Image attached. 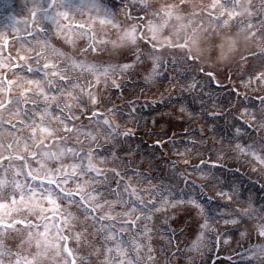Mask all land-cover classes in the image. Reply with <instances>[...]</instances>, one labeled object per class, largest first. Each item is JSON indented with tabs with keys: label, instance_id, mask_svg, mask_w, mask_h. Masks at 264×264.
Segmentation results:
<instances>
[{
	"label": "snow or ice",
	"instance_id": "6c2138e0",
	"mask_svg": "<svg viewBox=\"0 0 264 264\" xmlns=\"http://www.w3.org/2000/svg\"><path fill=\"white\" fill-rule=\"evenodd\" d=\"M29 2L31 6L29 14L23 18V27L18 26L20 19L14 17L12 24L0 29V264H141L142 260L159 264L151 246L153 228L143 222L151 221L156 213L169 206L190 203L204 216L201 227L208 230L212 225L204 205L195 197L175 201L170 189L155 184L144 190L135 187L134 183H142L146 174L131 170L132 177L125 179L130 169L121 167L117 151L112 152L115 167L100 166L109 162L107 156L99 154L101 149L109 146L107 142L115 143L121 136L130 137L133 130L120 131L115 118L125 113L118 105L105 107L101 113L100 107L111 101L101 97L99 86L103 83L105 88L111 85L119 90L121 80L117 70L123 73L131 65L102 64L82 58L87 57L89 50H104L96 45L93 33H88L92 41L88 49H81L79 55H69L49 39L48 32L54 25L55 34L64 35L70 27L64 20H68L73 11H94L97 17H102V23L118 33L115 38L113 33H107L102 42L111 46V52L122 55V49H134V59L143 62L145 52L139 44L141 40L148 41L151 49L147 55L152 66L147 79L155 82L163 66L162 57L155 50L164 45L153 41L163 36L174 21L179 20L181 28L191 22L183 11V0L179 4L165 2L160 6L138 0L144 15L136 17V22L127 26L121 24L115 11L103 8L99 0H86L78 5L71 0ZM217 9H220L219 14ZM245 13L250 18L264 14V0H259L258 6L252 0H246L244 4L237 0H212L197 14H204L218 27H225ZM125 15L131 16L127 5ZM240 27L250 36L260 35L264 40V29H255L247 22H241ZM164 38L170 42V37ZM69 42L75 46L74 40ZM172 47L177 45L172 44ZM179 47L186 48L187 44ZM188 57L198 59L186 54L185 58ZM85 74L92 75L94 83L87 81ZM82 77L86 83L81 82ZM253 80L257 85L264 84V71L255 77L249 76L244 87H253ZM181 81H185V77L173 76L170 86L181 90L197 87V82ZM118 98L122 99V96ZM258 98L264 105V96ZM136 103L133 99L124 105L128 108L127 115L133 119ZM181 111H184L183 105ZM243 114L248 116L253 127L264 131V115L258 116L255 111L249 114L248 108H244ZM243 131L242 127L235 129L237 138ZM203 141V135L199 140L182 141L185 150L178 155L185 157L186 171L190 169L191 173H199L205 178L214 177L216 161L199 159V163L194 164L188 158ZM174 142V139L156 140L155 144L163 146ZM236 148L248 152L259 170L264 171V148L256 149L254 143L243 147L237 144ZM4 152L9 154L5 156ZM203 155V152H196L197 158ZM173 167H177L175 162ZM180 177L194 189L201 187L184 172ZM218 195L233 199L231 190L221 191ZM251 211L255 209L250 205L249 209L241 210L242 215L238 218L224 223H231L238 230ZM260 211L264 212V208ZM141 227L143 230H139ZM256 231L264 237V216L256 225ZM125 233L129 234L130 240L125 239ZM241 235L250 239L248 231ZM10 236L19 239L16 251L7 244ZM224 236L227 232L221 234V238ZM203 238L202 231L192 242L191 249L199 252ZM71 239L77 242L76 248L67 243ZM168 243L172 244V236ZM81 248L90 251L82 253ZM133 250L135 255H132ZM244 254L248 259L240 264H264V242L250 245L244 249Z\"/></svg>",
	"mask_w": 264,
	"mask_h": 264
},
{
	"label": "rangeland",
	"instance_id": "374dc122",
	"mask_svg": "<svg viewBox=\"0 0 264 264\" xmlns=\"http://www.w3.org/2000/svg\"><path fill=\"white\" fill-rule=\"evenodd\" d=\"M71 2L74 5H78L86 2V0H71ZM148 2L160 6L165 2L179 4L181 0H148ZM211 2L212 0H183V11L186 14L187 20L191 22L186 27L181 28L180 21L176 20L168 26L163 36L153 41L158 45H164V47L155 50L156 54L162 57L163 62V66L160 69L161 75L156 78L155 82L147 79V75L150 73L152 66V61L147 55L151 49L148 41L141 40L139 44L140 49L145 52L143 62H138L134 59L132 55L134 49H122V55L111 52V46H105L102 42L105 40L107 33H113V38L118 33H115V30L110 25L102 23V17H97L94 11L90 12L88 9H84L82 12L73 11L71 17L68 20H64V24L70 26L64 35L55 34L54 25L51 26V30L48 32L49 39L56 43L58 47H62L69 55H79L81 49H88L89 45L92 44L88 33H93L96 37V45L104 50H89L87 57L82 58L102 64L112 63L114 65H122L128 63L131 65L123 73L117 70V76L121 80V88L118 91L111 85L105 88L103 83H101L99 86L101 97L105 101H111V103L101 106L100 109L105 111V107L110 108L112 104H116L125 113L124 116L115 118V120L120 122V131H122L121 129L124 131L132 129L133 134L136 132L145 133L146 135L149 134L148 138L150 141L153 139L162 141L164 137L167 138L170 136L171 132L178 133L184 131L186 133L183 140H180V138L177 140L174 139V143H164L163 146H157L153 142L149 144L150 142L140 143L137 141L139 145L137 148L136 140L138 137L133 139L131 136H121L116 141L113 149L107 147L100 151L99 154H103L109 158L108 163L112 167H115V164L112 163V152H118L121 167L130 169L125 179L132 177L131 170H138L145 173L146 176L142 184L134 183V186L139 187L141 190L146 189V186H148V181L146 182V180H153L156 177L160 179L162 175H168L165 178L172 181L173 185L180 180L178 178L179 171H186V166L183 163L185 157L178 155V153H183L185 150V144L182 141L184 139L185 141H187L186 139H193L195 135V139H199L201 135L207 134L209 125L206 121H209L212 127L220 124V121H228L231 124L236 121H241L240 118L242 121L243 119L248 121V116L243 114L244 108H248L249 114L255 111L258 116L264 115V105L260 104L258 99L259 96H264V84H260L262 87L256 83L251 88L244 87V83L248 81L249 76L255 77L259 72L264 71V40L261 39L260 35L250 36L248 32L241 30L240 27L241 22H247L251 23L255 29H264V14L250 18L245 13L239 16L237 20L230 21L228 26L218 27L216 22L214 20L210 21L206 15L197 14L200 9L206 8ZM252 2L257 6L259 5V0H252ZM24 3L29 4V7L31 6L29 0H0V29L3 26L12 24L14 17L20 19L21 23L18 26L23 27V18L29 14L27 11L28 6H23ZM99 3L109 12L115 11L121 24L125 26L135 23L136 17H143L144 15L140 11L138 0H99ZM237 3L244 4L246 0H237ZM125 5L131 11L130 17L125 15ZM219 11L220 9H217V14H219ZM189 26H192L190 31L188 30ZM186 30L189 32L188 35L185 33ZM164 37H170V42L165 40ZM69 40H74L75 46ZM185 43L187 44L186 48L179 47L180 44ZM172 44L177 45V47L173 48ZM186 54L195 56L198 59L192 60L191 57L185 58ZM245 55L246 57L244 58ZM201 68L203 71H200ZM209 73L213 75L209 77ZM85 75L88 79L87 81L94 83L92 75ZM173 76L185 77V81L181 82H187L189 84L197 82V87L194 90H189L188 88L181 90L179 87L172 88L170 82ZM81 82L86 83L84 77L81 78ZM118 96H122V99H119ZM147 96L151 100H146ZM133 99L137 101L134 105L136 108L135 119L127 115L128 108L124 106L126 101ZM182 105L184 106V111H181ZM236 115H240L241 117L239 116V118ZM84 122L88 123L87 120ZM192 125H196L198 128L194 129L191 127ZM152 132L155 133L152 134ZM259 132L261 134L263 133L261 130ZM188 133H192L193 135H189ZM121 139L125 142L122 143ZM7 142L6 138L5 143ZM107 143L112 144L111 141ZM261 145L258 144L256 149L263 148ZM84 147H87V145H84ZM223 149L219 148L220 153L223 152ZM205 150L206 145L201 144L198 146L192 152L191 156L188 157L191 163H195L198 159L196 152L204 153L206 152ZM212 151H210V154L218 152ZM3 154L9 153L4 152ZM238 155L239 157H243V155L236 152L231 153L229 151L228 153L229 158L235 159ZM124 161H127V164ZM246 161L249 162L252 173H257V175L264 178V171L259 170L253 158L247 156ZM173 162L176 163V168L173 167ZM35 163L33 162V164ZM187 172L190 175L196 176V173H191L190 169ZM133 180L135 181L134 177ZM241 180V178H237L234 180V183L241 182ZM200 182L203 183V181ZM183 184L184 181L178 183V185ZM187 186L190 189V185L187 184ZM211 186L213 188L208 187V189H214V194L219 197L220 195L218 193L221 191H219L218 186ZM178 192L182 196L180 195L175 198V201L190 200L188 198L189 196H184L183 191L178 190ZM232 195V200L222 198L229 202L226 204L224 210L216 209L212 213L209 210L212 209V205L210 208L208 206L205 207V212L212 225L208 230H204L201 227L204 223V216L190 203H177L175 207L169 206L162 213H156L151 221H144L143 223H147L152 228L153 225L160 226V222H164L161 215H163L162 217H171L170 225L178 238L176 247L183 249L184 255L189 253L187 257L181 259L180 263H175L197 264V258L199 256L201 264H206L208 259L207 253L211 248L210 244L207 243L212 241V239L209 241L212 235L210 232L213 225L216 224V221L219 223L218 220L220 216L223 217V213L227 215L226 219H229V216L231 218V213L234 215L233 218H238L241 215L236 212L237 209L240 210L239 207L249 209L251 205L255 209V211H251L252 213L250 212L241 221V233L252 230V223L259 221V217H262H251L254 212H260L259 208L254 204V197L251 196L253 199L241 197L238 190H235ZM73 211H77V209L73 208ZM226 227H228V224H225L224 228ZM202 231L204 232L203 246L197 252L191 249V245L196 236ZM152 233V243L155 246L153 255L156 256L160 241H166L168 243L167 239L169 236L154 231ZM241 236V234L231 233L228 237V244L224 243L221 245L218 249L219 253L224 252L225 254L235 249L239 244L238 241L242 240ZM67 243L70 247L76 248L77 242L75 239H71ZM7 244L13 251H16L18 250L19 239H13L10 236L7 239ZM166 245L169 246V243ZM80 251L84 253L90 251V249L81 248ZM132 255H135V250H133ZM144 255L146 256L147 253H144ZM177 255H174V258H179L180 255ZM141 264H149V262L142 260ZM159 264H163L161 260ZM213 264H226V262L222 259L215 261Z\"/></svg>",
	"mask_w": 264,
	"mask_h": 264
}]
</instances>
